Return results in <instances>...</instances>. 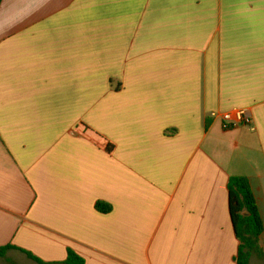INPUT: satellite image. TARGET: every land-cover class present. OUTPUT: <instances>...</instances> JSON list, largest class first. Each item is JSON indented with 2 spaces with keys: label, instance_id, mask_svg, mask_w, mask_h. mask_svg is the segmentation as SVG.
<instances>
[{
  "label": "crops",
  "instance_id": "crops-1",
  "mask_svg": "<svg viewBox=\"0 0 264 264\" xmlns=\"http://www.w3.org/2000/svg\"><path fill=\"white\" fill-rule=\"evenodd\" d=\"M231 177L264 224V0H3L0 264H237Z\"/></svg>",
  "mask_w": 264,
  "mask_h": 264
},
{
  "label": "trees",
  "instance_id": "trees-1",
  "mask_svg": "<svg viewBox=\"0 0 264 264\" xmlns=\"http://www.w3.org/2000/svg\"><path fill=\"white\" fill-rule=\"evenodd\" d=\"M3 0H0V7ZM229 210L236 237L239 241V250L236 257L237 264H251L253 255L264 257V248L260 246V237L264 232V224L247 178L231 177L228 183ZM96 209L101 213H109L111 208L98 202ZM13 248L12 246L0 248V256ZM28 256L37 260L32 254ZM67 264H85V261L73 250H68Z\"/></svg>",
  "mask_w": 264,
  "mask_h": 264
},
{
  "label": "built area",
  "instance_id": "built-area-1",
  "mask_svg": "<svg viewBox=\"0 0 264 264\" xmlns=\"http://www.w3.org/2000/svg\"><path fill=\"white\" fill-rule=\"evenodd\" d=\"M212 118H219L223 123L224 129H231L239 126H250L252 123L248 110L234 109L223 113H212Z\"/></svg>",
  "mask_w": 264,
  "mask_h": 264
}]
</instances>
